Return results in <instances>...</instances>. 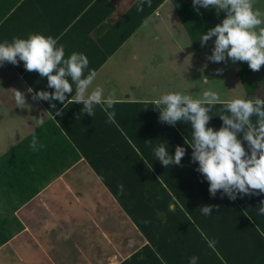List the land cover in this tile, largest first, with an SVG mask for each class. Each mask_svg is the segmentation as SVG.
Here are the masks:
<instances>
[{
  "label": "trees",
  "instance_id": "1",
  "mask_svg": "<svg viewBox=\"0 0 264 264\" xmlns=\"http://www.w3.org/2000/svg\"><path fill=\"white\" fill-rule=\"evenodd\" d=\"M163 1L145 2L143 11L138 12L136 0L130 12L137 20L130 29ZM170 1L194 50L201 54L209 41L201 46L199 36L221 23L225 13L216 15L212 8H199L198 13L192 0ZM235 63V75L246 91L244 96L250 98L256 90V76L247 62ZM226 102L218 101L212 107L206 127L219 130V115L228 114L223 110ZM113 110L112 123L100 111L109 126L107 140L91 143L93 153L85 160L147 240L119 264H188L193 256L198 257L197 264H264V215L258 214L264 194L238 195L230 200L221 198L218 191L211 197L208 182L196 171L198 163L191 162L189 123L178 122L173 127L158 122L159 109L153 102H118ZM60 117L47 119L34 130L43 148H29L32 132L0 154V246L22 229L14 211L71 164L65 149L71 144L64 135L70 136L69 127ZM237 135L248 152L242 134ZM161 144L170 155L178 145L185 148L180 166L164 168L156 160L154 149ZM203 205L217 207L205 216L199 209Z\"/></svg>",
  "mask_w": 264,
  "mask_h": 264
},
{
  "label": "crops",
  "instance_id": "2",
  "mask_svg": "<svg viewBox=\"0 0 264 264\" xmlns=\"http://www.w3.org/2000/svg\"><path fill=\"white\" fill-rule=\"evenodd\" d=\"M135 1L1 0L0 43L11 42L14 37L27 39L30 34L52 36L58 46L63 45L65 58L73 52L86 55L88 70L97 73L92 88L102 87L107 97L112 89L120 90L110 84L116 73L111 71L125 66L126 60L138 59L135 54L147 43L142 34L147 31L149 22L160 17L159 7L165 2L130 29L137 20H133L130 12ZM167 28L162 29L167 31ZM150 36L156 38L153 33ZM127 45L131 46V52H126ZM14 90L24 93L25 107H16ZM36 91H53L48 88L46 77L26 71L22 61L18 66L7 62L0 65V154L61 112V123L69 127L70 136L64 135L71 147L65 149L68 161H72L14 211L22 229L0 246V257L5 247L6 264H11L8 251L13 254L14 244L18 245L16 257L22 264H119L147 244V240L85 160L86 155L93 153L91 143L94 145L99 138L101 144L107 140L109 126L100 111L104 115L106 112L102 105H97L94 116L83 113V105L73 103L75 85L73 93L66 94L65 104L52 101L55 108L47 101L32 100ZM194 94L192 99H200ZM147 95L122 90L116 92V103H156L159 99ZM249 97L240 98H254ZM229 100L232 99L218 101ZM31 222L33 229L32 225L28 226Z\"/></svg>",
  "mask_w": 264,
  "mask_h": 264
},
{
  "label": "clouds",
  "instance_id": "3",
  "mask_svg": "<svg viewBox=\"0 0 264 264\" xmlns=\"http://www.w3.org/2000/svg\"><path fill=\"white\" fill-rule=\"evenodd\" d=\"M145 2L150 5V0H138V12L143 11ZM192 6L198 13L199 8L215 9L216 15L225 13L221 23L199 36L201 46L215 37L211 55L207 57L209 61L220 63L230 59L233 63L247 62L253 72L261 69L264 65V27L260 26L264 21L260 18L261 13L253 10L252 0H192ZM21 61L26 71L46 77L48 88L53 89L52 92H34L32 100L47 101L55 108L52 101L65 104L66 94L73 93L75 85L73 103L83 105V113L92 117L95 107L102 105L108 122H114L116 90L112 89L105 97L102 87L92 88L97 73L88 70L89 60L83 53L73 52L65 58L64 47L58 46L57 39L40 34H30L27 39L14 37L11 42L0 43V65L7 62L18 66ZM85 70H88L87 75ZM28 91L32 92V89ZM218 100L219 95L211 90H205L196 100L180 92L162 94L156 102L158 122L173 127L178 122L190 124L192 139L187 145L192 149L191 162L198 163L196 171L208 182L211 197L218 191L221 198L227 196L230 200H235L238 195L264 194V100L235 98L227 101L223 110L228 114L219 115L222 126L214 130L206 125ZM14 101L16 107L26 106L25 95L18 90H14ZM61 114L57 112V115ZM237 134H242L243 141L247 142L248 152ZM29 148L32 151L43 148L35 131ZM185 151L178 145L174 155H170L161 144L154 149V156L164 168H169L181 165ZM118 187L122 190V185ZM216 207L203 205L199 209L201 215L210 216ZM258 214L264 215V200L258 206ZM197 261L198 257L193 256L188 264H197Z\"/></svg>",
  "mask_w": 264,
  "mask_h": 264
},
{
  "label": "rangeland",
  "instance_id": "4",
  "mask_svg": "<svg viewBox=\"0 0 264 264\" xmlns=\"http://www.w3.org/2000/svg\"><path fill=\"white\" fill-rule=\"evenodd\" d=\"M252 6L254 11L261 13L260 18L264 21V0H252ZM159 8L160 17L149 22L151 24L146 31L148 34L146 32L142 34L147 43L144 46L141 45V49L137 53L135 52L138 59L126 60L125 66L120 65L119 68L111 71H116L114 78L110 81L112 87L120 89L116 92L120 93L124 90L139 96L148 94V97L157 96L159 98L162 94L170 92H180L191 97L194 91L196 93L194 95L201 98L205 90H211L219 95V100L235 99L245 95L246 91L244 92L235 75L236 63L230 59L220 63H214L207 59L214 47L215 37L209 40L202 54H198L184 28L180 25L181 23L179 24L171 1L165 0ZM260 27H264V24ZM256 31H259V28ZM151 33L156 38H152ZM130 47L126 46V52H131ZM218 69L220 70L219 74H217ZM254 74L257 79L256 90L251 96L256 99H264V65ZM154 86L155 89L152 90L151 88ZM31 225L33 229V222L28 224V226ZM17 246L12 244L11 252L13 254L10 255V251H8L10 256L8 259L11 264H22V260H18L16 257ZM4 248L1 251L0 264H6L7 250Z\"/></svg>",
  "mask_w": 264,
  "mask_h": 264
}]
</instances>
